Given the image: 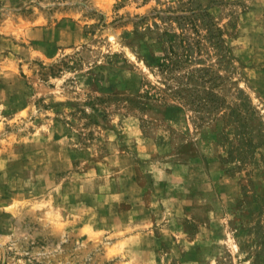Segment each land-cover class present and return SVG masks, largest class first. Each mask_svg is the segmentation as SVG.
<instances>
[{
	"label": "rangeland",
	"instance_id": "obj_1",
	"mask_svg": "<svg viewBox=\"0 0 264 264\" xmlns=\"http://www.w3.org/2000/svg\"><path fill=\"white\" fill-rule=\"evenodd\" d=\"M0 264H264V0H0Z\"/></svg>",
	"mask_w": 264,
	"mask_h": 264
},
{
	"label": "trees",
	"instance_id": "obj_2",
	"mask_svg": "<svg viewBox=\"0 0 264 264\" xmlns=\"http://www.w3.org/2000/svg\"><path fill=\"white\" fill-rule=\"evenodd\" d=\"M194 12H199V14L203 17V24L205 27V36L208 42L212 44V46L216 49L217 53H219V59H222L223 57V38L221 36V32L218 30L217 33L214 32L213 26L209 20L205 18L207 15L205 9H200L198 11H191V14ZM183 15V16H189ZM197 16V14H195ZM189 22L191 24H195V22L191 19V17H187ZM198 30H196V34H198ZM197 44L198 51H200V45L198 40L194 41ZM191 41H189L186 37H183L179 40V42L176 41V38L173 40H170L167 45L165 46L162 54V59L160 60L159 66L161 69H165L166 71L171 72L173 69L179 68L182 66V62H185L186 60H190L192 53H193V46ZM184 76L183 80H179L178 86L180 89L178 92L184 93L185 95L192 96L191 101L197 102L198 105L202 106H208V107H217L219 105V102L217 101L219 99V96L213 92L212 90H206L203 95L198 94L197 89L199 86H204L203 82H206L203 80L204 77H208L211 81L216 76L213 75V70L211 67H197L192 68L189 72H187L185 75L182 74L181 77ZM192 82L193 88H188V84ZM193 89V90H192ZM206 95L207 98L204 96ZM204 97L205 103L201 102V97ZM211 96V99L208 100V97ZM214 98L217 99L214 103ZM207 101V102H206ZM211 101V103L209 102Z\"/></svg>",
	"mask_w": 264,
	"mask_h": 264
}]
</instances>
